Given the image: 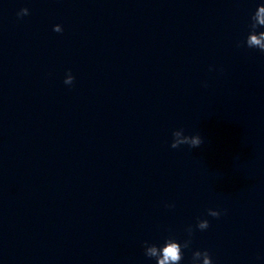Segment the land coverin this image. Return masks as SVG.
Instances as JSON below:
<instances>
[{"label":"clouds","instance_id":"9594fccd","mask_svg":"<svg viewBox=\"0 0 264 264\" xmlns=\"http://www.w3.org/2000/svg\"><path fill=\"white\" fill-rule=\"evenodd\" d=\"M29 14L27 8H22L17 15L23 17ZM249 31L243 41V44L249 49H258L264 54V3H259L256 6L255 11L250 17V23L248 25ZM55 31V29H54ZM60 29L56 32H62ZM238 46H240L238 44ZM72 76L71 81L64 80L66 85H71L74 81ZM173 140L170 145L171 148L175 149L181 145H188L190 148H199L204 142L199 134L196 135H185L183 129H178L172 133ZM172 205H169L171 207ZM207 214L214 218H219L221 212L219 210L208 209ZM210 224L207 219H198L195 229L200 231L207 230ZM192 226H188L186 229L188 239L184 240L183 243L178 241L176 238L169 236L165 239L162 245L156 243L144 242V255L149 259H155L156 264H181L184 259L183 250L189 248L192 240L191 237L195 230ZM191 264H214L211 254L208 250H196L192 253Z\"/></svg>","mask_w":264,"mask_h":264}]
</instances>
